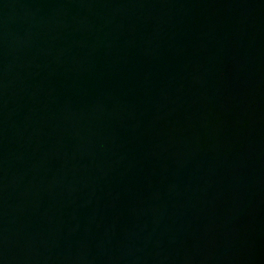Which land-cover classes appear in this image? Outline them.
<instances>
[{
	"label": "water",
	"instance_id": "1",
	"mask_svg": "<svg viewBox=\"0 0 264 264\" xmlns=\"http://www.w3.org/2000/svg\"><path fill=\"white\" fill-rule=\"evenodd\" d=\"M0 264H264V0H0Z\"/></svg>",
	"mask_w": 264,
	"mask_h": 264
}]
</instances>
